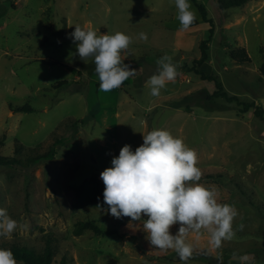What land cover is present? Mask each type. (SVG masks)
Listing matches in <instances>:
<instances>
[{
    "label": "rangeland",
    "instance_id": "obj_1",
    "mask_svg": "<svg viewBox=\"0 0 264 264\" xmlns=\"http://www.w3.org/2000/svg\"><path fill=\"white\" fill-rule=\"evenodd\" d=\"M198 1L214 25L208 61L198 68L215 75L237 101L212 97L213 83L184 68L199 56V40L209 27L191 0L199 21L187 30H180L175 0L0 1V153L23 159L53 144L56 151L28 167L0 165V208L17 222L11 238L1 242L39 252L50 237V264H183L174 250L154 248L139 221L133 222L139 228H129L130 217L117 219L98 209L108 208L104 190L93 203L73 207L76 186L91 176L103 181L101 172L112 167L124 145L135 151L143 135L166 130L196 152L201 171L219 175L189 183L215 190L218 203L238 212L235 236L220 249L209 245L206 230L188 234L193 256L187 264H221L218 258L240 263L233 253L254 256L253 249L264 246V120L253 112L260 107L264 115V0L226 9L217 0ZM75 25L129 36L123 62L137 74L119 88L99 91L94 62L70 55L76 52L68 38ZM142 32L147 42L139 39ZM240 47L249 62L230 57ZM164 55L178 66V75L152 96L146 82ZM243 103L252 106L242 111ZM23 105L32 110H16ZM85 220L108 233L76 234V224ZM253 264H264V249Z\"/></svg>",
    "mask_w": 264,
    "mask_h": 264
},
{
    "label": "clouds",
    "instance_id": "obj_2",
    "mask_svg": "<svg viewBox=\"0 0 264 264\" xmlns=\"http://www.w3.org/2000/svg\"><path fill=\"white\" fill-rule=\"evenodd\" d=\"M178 10L177 19L181 29L187 30L195 21L196 14L190 10L188 0H175ZM68 38L76 46L80 60L91 59L99 78V91L110 92L119 88L124 81L137 74L123 61L129 55L127 49L131 38L121 32L115 34H97L94 30H84L75 25ZM139 39L147 42L148 35L140 33ZM157 73L146 82L152 96H159L167 82L174 81L178 75V66L168 55L157 61ZM198 157L179 138H174L166 130H152L143 135V144L133 151L130 145H124L118 157H113L112 167L106 168L100 176L105 185L104 203L108 206L97 208L105 214L120 219L130 217L128 227L139 228L133 222L139 221L147 239L154 248L161 251L174 250L181 262L193 256V248L185 242L189 233H209V245L220 249L223 241L235 236L233 220L237 210L228 204L218 203V193L200 184L189 182L201 179V170L197 167ZM146 216L147 219H142ZM179 223L178 232L173 235L170 228ZM17 222L10 218L7 210L0 208V237L10 239ZM244 225H239L243 230ZM240 264H253L254 256L245 254ZM222 264V258H218ZM0 264H17L10 249L0 248Z\"/></svg>",
    "mask_w": 264,
    "mask_h": 264
},
{
    "label": "trees",
    "instance_id": "obj_3",
    "mask_svg": "<svg viewBox=\"0 0 264 264\" xmlns=\"http://www.w3.org/2000/svg\"><path fill=\"white\" fill-rule=\"evenodd\" d=\"M2 1V0H0ZM192 3H194L197 11L200 15V20L207 22L209 24V27L205 30L203 37L199 40L198 48H199V56L197 58L192 59V62L190 65H184L185 69L187 71H192L195 74H197L200 79L211 81L214 85V90L210 93L212 97H223L227 101H237L236 95H228L227 92L223 89L222 83L216 78L213 74H206L202 70H200L198 67L202 65V63L208 61V43L213 35L214 31V25L213 21L210 17L207 15V10L205 5L198 1V0H191ZM247 0H217L218 7L220 9H226L228 7L233 6H241L244 4ZM199 19L196 17L195 21L191 26H194L198 23ZM230 57L238 62V63H244L249 62L250 57L246 50L243 47L233 49L229 51ZM65 81H60L58 84H62ZM252 106V103H243V107L241 108L242 111L247 110L249 107ZM16 110H22V111H30L32 110L31 107L23 105L21 107H18ZM254 115L258 117L260 120H264L263 110L260 107H254ZM21 144H18L17 148H20ZM54 144L44 153L34 156H26V158H16L12 155H3L0 153V165H20V166H30L31 164H35L38 160H40L43 157L46 158H52L55 154ZM201 179L200 182L206 179H213L217 178L219 176L217 174L208 173L207 171H201ZM105 188V185L103 181L98 179L96 176L89 177L85 182L82 184L76 186L75 188V198L73 201V207L74 208H82L85 207L91 203H93L97 198L100 196V194L103 192ZM83 230H91L94 233L97 234H106L108 231H105L101 229L95 222L91 220H85L82 222H79L76 224L74 232L76 234H79ZM50 237L46 238V242L42 248L41 251L37 252L32 248H29L25 245H19L17 243H4L0 241V248L2 249H10L14 255V258L17 261V264H50L52 261V258L54 256L55 248L51 242ZM264 249V246L256 247L253 249L254 257L256 256L257 250ZM227 264H240L236 263L235 261H229Z\"/></svg>",
    "mask_w": 264,
    "mask_h": 264
}]
</instances>
